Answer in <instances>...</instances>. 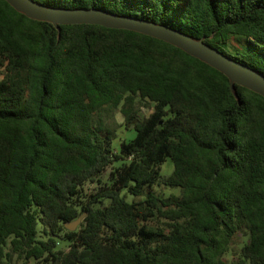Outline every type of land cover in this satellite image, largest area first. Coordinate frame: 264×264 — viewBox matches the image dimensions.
I'll return each mask as SVG.
<instances>
[{
	"label": "trees",
	"instance_id": "trees-1",
	"mask_svg": "<svg viewBox=\"0 0 264 264\" xmlns=\"http://www.w3.org/2000/svg\"><path fill=\"white\" fill-rule=\"evenodd\" d=\"M36 1L163 24L264 76V0ZM121 127L134 136L115 149ZM12 257L264 264V96L166 40L0 0V264Z\"/></svg>",
	"mask_w": 264,
	"mask_h": 264
},
{
	"label": "water",
	"instance_id": "water-1",
	"mask_svg": "<svg viewBox=\"0 0 264 264\" xmlns=\"http://www.w3.org/2000/svg\"><path fill=\"white\" fill-rule=\"evenodd\" d=\"M7 1L29 17L48 20L56 24H100L106 27L132 29L166 40L221 70L233 81L264 96V76L260 72L236 62L218 49L209 47L177 29L134 17L118 16L98 8L64 9L47 6L36 0ZM84 216L85 213H82L75 220L65 223V227L74 230Z\"/></svg>",
	"mask_w": 264,
	"mask_h": 264
},
{
	"label": "rangeland",
	"instance_id": "rangeland-1",
	"mask_svg": "<svg viewBox=\"0 0 264 264\" xmlns=\"http://www.w3.org/2000/svg\"><path fill=\"white\" fill-rule=\"evenodd\" d=\"M240 47V45H239ZM151 110L148 109V108H142V110L139 112V115L142 117V116H145L147 114H149ZM118 118L121 119L120 115H118ZM134 136V130L132 128H124V127H121L118 131V137L117 139L115 140L114 142V148L117 149L118 146H119V143L121 140H129L131 139L132 137ZM119 162H115L114 165H117ZM172 167H173V164L171 162V160L168 158L161 166V173L163 175H168L171 171H172ZM106 174H104V177H106ZM153 189L158 193V194H161L163 196H166L168 195L170 192H176L177 190L176 189H171L167 186H159V185H155L153 187ZM96 191V185L95 184H92V183H85L84 184V187H83V195H86L88 196L91 192H95ZM129 199H130V196H129ZM108 201L107 200H103L100 204H106ZM81 222V221H80ZM80 224V223H79ZM79 224L76 226V228L79 226ZM40 229V227H39ZM68 240H59V243H58V246L59 247H66L68 245ZM12 264H15L14 263V257H12ZM17 264H21V263H17ZM26 264H37L33 259H30Z\"/></svg>",
	"mask_w": 264,
	"mask_h": 264
}]
</instances>
